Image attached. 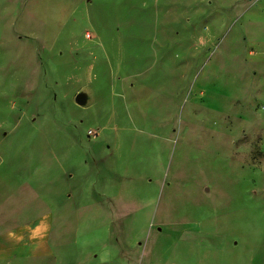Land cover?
Instances as JSON below:
<instances>
[{"label":"rangeland","instance_id":"374dc122","mask_svg":"<svg viewBox=\"0 0 264 264\" xmlns=\"http://www.w3.org/2000/svg\"><path fill=\"white\" fill-rule=\"evenodd\" d=\"M183 1L0 0V121L26 112L0 153L43 193L40 264H264V59L248 55L257 25L244 14L255 0L216 4L207 34L168 36L197 23ZM167 74L174 90H156Z\"/></svg>","mask_w":264,"mask_h":264},{"label":"crops","instance_id":"0c3cea01","mask_svg":"<svg viewBox=\"0 0 264 264\" xmlns=\"http://www.w3.org/2000/svg\"><path fill=\"white\" fill-rule=\"evenodd\" d=\"M184 9L188 8L189 12L183 11L184 18L191 24L193 19H198L197 23L183 28L182 31L177 29H168L166 35H203L207 34L210 29L207 28V19H216L217 7L216 4L222 5L219 8L235 7L237 0H185L183 1ZM187 4L189 6L187 7ZM215 6V7H214ZM244 14L248 23L257 25L250 26L249 44L255 46V49L248 51L251 59H256L261 64L264 59V24H260L259 19H264V0H255L249 4ZM243 14V15H244ZM242 15V16H243ZM263 22V21H262ZM203 23L205 27L197 26ZM262 25V26H261ZM208 42L199 44V48L204 52L207 50ZM219 43L214 46L219 48ZM237 50L238 45L234 44ZM164 47V46H163ZM212 47V49H213ZM174 42L166 45L167 64L175 66L174 59ZM228 56L233 55L232 46L230 45ZM215 49L211 52L208 59L206 56L203 60V68L210 63L215 57ZM235 50V51H236ZM234 51V52H235ZM164 55V54H163ZM255 57V58H254ZM169 68V65H167ZM202 68V69H203ZM168 70V69H167ZM184 73H186L184 71ZM175 76L167 74L166 77H159L157 80L156 90H174ZM125 94L130 100H136L137 90L139 86L144 87L140 81L135 80L133 83L124 82ZM148 89H152L148 87ZM14 109V108H11ZM26 112L19 113L17 121L9 128L5 127V122L0 121V148L4 150L5 145H9L7 138L11 135L13 139L19 137L21 130L23 131L22 120ZM12 162H8L4 155L0 153V264H40V261L50 255L48 246V238L52 228L51 217L46 211L44 203L41 202V189H36L26 180L21 183L17 182L15 172L11 166ZM90 179V178H88ZM93 180H91L92 182ZM98 181V180H97ZM90 182V184H91ZM95 185V183H94ZM102 191H104L102 189ZM72 191V196H73ZM95 205V202L91 203Z\"/></svg>","mask_w":264,"mask_h":264},{"label":"water","instance_id":"95a60500","mask_svg":"<svg viewBox=\"0 0 264 264\" xmlns=\"http://www.w3.org/2000/svg\"><path fill=\"white\" fill-rule=\"evenodd\" d=\"M74 100L77 104H84V102L86 101V97L84 96L83 93L81 92H78L75 97H74Z\"/></svg>","mask_w":264,"mask_h":264},{"label":"built area","instance_id":"2783aa9c","mask_svg":"<svg viewBox=\"0 0 264 264\" xmlns=\"http://www.w3.org/2000/svg\"><path fill=\"white\" fill-rule=\"evenodd\" d=\"M87 134H88L89 136L95 137L96 135H98V130H95V129H89V130L87 131Z\"/></svg>","mask_w":264,"mask_h":264}]
</instances>
